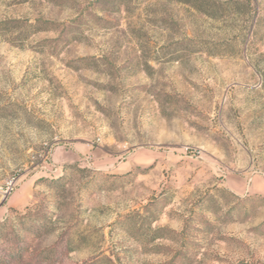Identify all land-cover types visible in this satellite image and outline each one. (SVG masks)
Segmentation results:
<instances>
[{"label": "rangeland", "instance_id": "obj_1", "mask_svg": "<svg viewBox=\"0 0 264 264\" xmlns=\"http://www.w3.org/2000/svg\"><path fill=\"white\" fill-rule=\"evenodd\" d=\"M0 264H264V0H0Z\"/></svg>", "mask_w": 264, "mask_h": 264}, {"label": "trees", "instance_id": "obj_2", "mask_svg": "<svg viewBox=\"0 0 264 264\" xmlns=\"http://www.w3.org/2000/svg\"><path fill=\"white\" fill-rule=\"evenodd\" d=\"M40 31H42V29H39L38 27L35 32H40Z\"/></svg>", "mask_w": 264, "mask_h": 264}]
</instances>
